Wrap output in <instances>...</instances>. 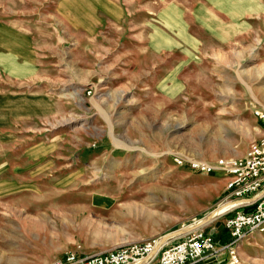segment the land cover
Wrapping results in <instances>:
<instances>
[{
	"label": "rangeland",
	"instance_id": "374dc122",
	"mask_svg": "<svg viewBox=\"0 0 264 264\" xmlns=\"http://www.w3.org/2000/svg\"><path fill=\"white\" fill-rule=\"evenodd\" d=\"M54 3L0 0L42 53L24 74L0 70V264L178 239L206 217L222 241L192 264H234L216 225L234 205L226 175L188 161L242 156L264 135V0H121L91 36ZM237 251L264 264V232Z\"/></svg>",
	"mask_w": 264,
	"mask_h": 264
},
{
	"label": "built area",
	"instance_id": "2783aa9c",
	"mask_svg": "<svg viewBox=\"0 0 264 264\" xmlns=\"http://www.w3.org/2000/svg\"><path fill=\"white\" fill-rule=\"evenodd\" d=\"M253 114L264 130V108H254ZM188 163L195 170L225 173L226 195L222 203L238 202L223 212L230 240L220 248L228 251L232 263L240 264L239 242L251 233L264 232V135L251 142L242 156L218 157L213 162L192 159ZM166 235L130 241L82 256L68 251L53 264H192L217 253L212 234L201 227L178 239L169 240Z\"/></svg>",
	"mask_w": 264,
	"mask_h": 264
},
{
	"label": "crops",
	"instance_id": "0c3cea01",
	"mask_svg": "<svg viewBox=\"0 0 264 264\" xmlns=\"http://www.w3.org/2000/svg\"><path fill=\"white\" fill-rule=\"evenodd\" d=\"M53 6L54 12L63 22L86 36L96 32L105 19L118 20L123 13L121 0H55ZM108 7L118 8V17H114ZM35 47L37 46L27 29L15 26L11 19L0 17V70L24 74L31 70V65L36 67L37 61L42 59V53L34 50ZM216 223L218 226L221 224L227 232L229 241L230 234L224 226V221ZM214 241L217 244L222 240L214 237ZM226 241L223 244L228 242Z\"/></svg>",
	"mask_w": 264,
	"mask_h": 264
},
{
	"label": "bare ground",
	"instance_id": "6f19581e",
	"mask_svg": "<svg viewBox=\"0 0 264 264\" xmlns=\"http://www.w3.org/2000/svg\"><path fill=\"white\" fill-rule=\"evenodd\" d=\"M158 39H159V38H158ZM169 40H170V39H169ZM171 40H172V39H171ZM171 42H172V41H171ZM166 44H167V43H166ZM167 46H168V45H167ZM229 202H234V205H235L238 201H236V200L227 201V202H224V204H223L222 206L227 205ZM231 206H233V205L228 204L226 207H223V210L225 211L226 209H228V208L231 207ZM210 219H211V217L202 218V219H199V220L195 221L193 224H195V226H197V225H200V224H202V223H206V222H208ZM178 232H180V230L177 231V232H173V233L167 234L166 237H170V235H172V234H174V233H178Z\"/></svg>",
	"mask_w": 264,
	"mask_h": 264
},
{
	"label": "trees",
	"instance_id": "16d2710c",
	"mask_svg": "<svg viewBox=\"0 0 264 264\" xmlns=\"http://www.w3.org/2000/svg\"><path fill=\"white\" fill-rule=\"evenodd\" d=\"M212 261H208L206 264H210Z\"/></svg>",
	"mask_w": 264,
	"mask_h": 264
},
{
	"label": "water",
	"instance_id": "95a60500",
	"mask_svg": "<svg viewBox=\"0 0 264 264\" xmlns=\"http://www.w3.org/2000/svg\"><path fill=\"white\" fill-rule=\"evenodd\" d=\"M209 214H210V213H209ZM209 214H208V215H209ZM208 215H207V216H208ZM210 220H211V219H210ZM197 227H198V226H196L195 228H197ZM175 231H178V230H175Z\"/></svg>",
	"mask_w": 264,
	"mask_h": 264
}]
</instances>
